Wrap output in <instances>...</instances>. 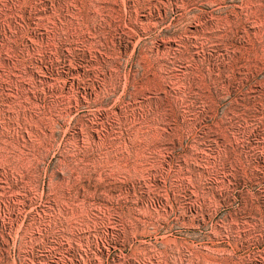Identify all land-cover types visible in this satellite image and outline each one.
Wrapping results in <instances>:
<instances>
[{"label": "rangeland", "instance_id": "obj_1", "mask_svg": "<svg viewBox=\"0 0 264 264\" xmlns=\"http://www.w3.org/2000/svg\"><path fill=\"white\" fill-rule=\"evenodd\" d=\"M0 264H264V0H0Z\"/></svg>", "mask_w": 264, "mask_h": 264}]
</instances>
